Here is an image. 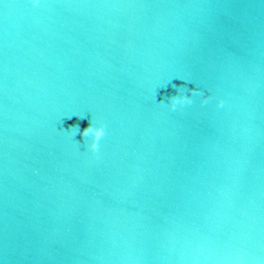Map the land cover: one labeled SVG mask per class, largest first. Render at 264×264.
Wrapping results in <instances>:
<instances>
[{
  "label": "water",
  "instance_id": "water-1",
  "mask_svg": "<svg viewBox=\"0 0 264 264\" xmlns=\"http://www.w3.org/2000/svg\"><path fill=\"white\" fill-rule=\"evenodd\" d=\"M0 264H264V0H0Z\"/></svg>",
  "mask_w": 264,
  "mask_h": 264
},
{
  "label": "clouds",
  "instance_id": "clouds-1",
  "mask_svg": "<svg viewBox=\"0 0 264 264\" xmlns=\"http://www.w3.org/2000/svg\"><path fill=\"white\" fill-rule=\"evenodd\" d=\"M31 2L33 4H38L40 0H31ZM183 80L190 81L187 79ZM173 87L177 88V92L168 97L167 103L161 101L162 104H165L172 110L183 109L185 105L192 104L194 102V97H198L200 104H206L212 99L211 94L200 87L189 88L186 85H173ZM215 103L217 107H221L224 104V99L220 96H216ZM73 127L79 130L83 138L87 137L85 140L86 149L93 154H97L100 149V141L105 134V124L103 120L96 122L91 118L87 126L80 128L79 125H74Z\"/></svg>",
  "mask_w": 264,
  "mask_h": 264
},
{
  "label": "snow or ice",
  "instance_id": "snow-or-ice-1",
  "mask_svg": "<svg viewBox=\"0 0 264 264\" xmlns=\"http://www.w3.org/2000/svg\"><path fill=\"white\" fill-rule=\"evenodd\" d=\"M7 6V5H6Z\"/></svg>",
  "mask_w": 264,
  "mask_h": 264
}]
</instances>
